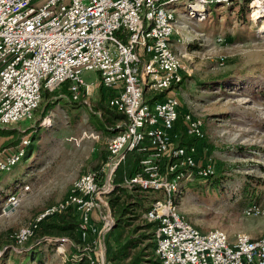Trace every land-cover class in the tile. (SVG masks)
<instances>
[{"label": "built area", "instance_id": "1", "mask_svg": "<svg viewBox=\"0 0 264 264\" xmlns=\"http://www.w3.org/2000/svg\"><path fill=\"white\" fill-rule=\"evenodd\" d=\"M178 1L0 0L1 128L33 118L44 89L67 84L72 98L79 99L91 85L82 77L85 70L99 73L103 88L114 91L110 105L126 115L101 167L81 174L64 198L22 225L10 251L20 252L44 220L72 211L79 240L44 236L40 241L56 245L65 264H114L108 240L117 222L111 196L120 166L131 151L140 150L144 157L138 170L125 176L122 185L154 195L143 218L156 225L158 264H264V233L254 237L239 231L231 238L220 227L201 229L180 210L184 183L208 178L216 167L212 159L199 161L196 141L175 142L180 116L187 137L198 141L205 136L204 119L193 110L180 111L187 52L175 49L173 42L179 32ZM239 1L188 0L187 14L202 19L210 6L228 8ZM249 4L252 18L264 12V0ZM26 154L27 147L0 151V183ZM30 190L23 183L9 193L4 211L17 208ZM243 213L264 216V200L250 202Z\"/></svg>", "mask_w": 264, "mask_h": 264}, {"label": "rangeland", "instance_id": "2", "mask_svg": "<svg viewBox=\"0 0 264 264\" xmlns=\"http://www.w3.org/2000/svg\"><path fill=\"white\" fill-rule=\"evenodd\" d=\"M187 4L188 0L176 4L179 32L173 38L175 49L187 52L184 81L178 90L180 111L193 110L204 119L205 136L196 140L199 161L212 159L216 173L184 183L180 210L201 229L220 227L233 238L239 231L250 233L264 224V216L247 217L243 213L250 202L264 200V12L252 18L254 8L242 0L228 8L210 6L205 17L197 19L187 14ZM180 37L182 41H178ZM82 77L91 85L79 99L74 100L64 85L44 90L33 118L0 127V135L5 137L0 151L12 153L22 147L28 151L39 136L45 149L40 158L29 159L37 164L35 169L23 172L20 164L26 163L24 158L2 176L0 264H65L66 258L56 245L40 241L42 238L26 243L20 252L9 249L22 225L64 198L81 174L102 165L113 126L124 122L102 109L111 92L103 89L99 73L85 70ZM180 127L179 137L187 140L183 123ZM100 152L101 158L97 157ZM23 183H29L31 190L17 208L5 212L8 194ZM147 195L146 207L154 197ZM128 218L108 236L111 254L128 240L138 238L124 259L114 260V264L129 262L152 242L140 241L144 229H135L146 221L143 214L131 213ZM64 248L70 250L67 244ZM147 250L154 251V245Z\"/></svg>", "mask_w": 264, "mask_h": 264}, {"label": "trees", "instance_id": "3", "mask_svg": "<svg viewBox=\"0 0 264 264\" xmlns=\"http://www.w3.org/2000/svg\"><path fill=\"white\" fill-rule=\"evenodd\" d=\"M251 0H246L247 5L249 4ZM226 75V74H225ZM222 77V76H221ZM46 90V89H44ZM43 90V92H44ZM149 96V100H152L151 95ZM102 109L105 111L107 115L111 118H116L117 120L124 121L126 118V115L123 112L118 111L114 107H112L109 103L102 104ZM183 123L182 116H180L178 123H177V129L181 126ZM118 125V124H117ZM117 125L113 126L112 131L115 133L118 131ZM184 126V125H183ZM181 128V127H180ZM179 128V129H180ZM176 129V132L179 133ZM187 136V135H186ZM197 140L195 137H187V140L184 138L179 137L178 141L179 144H190ZM144 157V152L140 150H133L128 154L127 160L122 166H120L117 177H116V189L114 193L111 196V201L114 209V213L116 216V225L121 224V222L127 221L129 219V214L131 213H137V215H142L143 212L147 209L145 205V200L147 198V192L142 191L139 188H136L134 190H129L128 188L124 187L122 185V182L124 181L125 176L131 175L132 173L136 172L139 168V164L141 159ZM25 158V157H24ZM24 158H22L18 163H20ZM108 158V154L104 156L103 162ZM35 163V162H34ZM31 161L26 158V163L24 165L20 164V167L28 168L29 170L34 169V164ZM34 164V165H33ZM18 165V164H17ZM16 166V165H15ZM31 167V168H29ZM36 167V165H35ZM101 166H99L97 169H99ZM78 220L75 213L72 211L68 214H64L58 219H46L44 220L39 228L37 229V232L35 236H33L28 242L35 239H41L44 236H54V237H62V236H68L75 240H79L78 237ZM155 222L151 221H144L142 224H138L136 226V230H143V232L140 234V241L149 240L152 241L151 244H147L139 250L135 256L130 260L129 262H124L123 264H145L143 261H148L152 264H158L159 260L155 254V250L149 253L147 249L151 248L153 245H155V242L150 239H154V233H155ZM132 238L128 240L127 242L123 243L122 246H120L119 249L116 250L115 254L112 255L111 259L114 262V260H123V256L127 253L128 248L134 243V240L137 239ZM27 242V243H28ZM11 245V244H10ZM9 247V246H8ZM10 250V249H9ZM148 256L150 258H148ZM147 257V259H146Z\"/></svg>", "mask_w": 264, "mask_h": 264}, {"label": "crops", "instance_id": "4", "mask_svg": "<svg viewBox=\"0 0 264 264\" xmlns=\"http://www.w3.org/2000/svg\"><path fill=\"white\" fill-rule=\"evenodd\" d=\"M64 86L68 87L67 84H64ZM104 90L106 92H108V91L111 92L110 96H109V99H110L111 96L114 94V91L113 90H106V89H104ZM109 99H108V101H109ZM39 137H36V138L34 137L35 138L34 141L32 142L31 146L28 148L27 154L25 156V158H28V160L30 158H40L41 157L40 154L42 153V151L45 152V149H42L43 147L41 146ZM4 139H5L4 135H0V144L3 143ZM108 155H109V151H108ZM97 157L101 158V152H100V154H98ZM36 166H37V164H36ZM29 168H31V167H29ZM34 169H35V165H34ZM24 170L26 172H28L29 169L28 168H24L23 172H24ZM250 231H251L250 234L252 236H254V237L260 236V235H262L264 233V224L259 225V226L255 227V228H252V230H250Z\"/></svg>", "mask_w": 264, "mask_h": 264}, {"label": "bare ground", "instance_id": "5", "mask_svg": "<svg viewBox=\"0 0 264 264\" xmlns=\"http://www.w3.org/2000/svg\"><path fill=\"white\" fill-rule=\"evenodd\" d=\"M257 2H258V1H255V2H254V7H255V9H256V4H257ZM255 3H256V4H255ZM9 212H10V211H9Z\"/></svg>", "mask_w": 264, "mask_h": 264}, {"label": "water", "instance_id": "6", "mask_svg": "<svg viewBox=\"0 0 264 264\" xmlns=\"http://www.w3.org/2000/svg\"><path fill=\"white\" fill-rule=\"evenodd\" d=\"M120 128H118V130H119ZM8 209V208H7Z\"/></svg>", "mask_w": 264, "mask_h": 264}]
</instances>
